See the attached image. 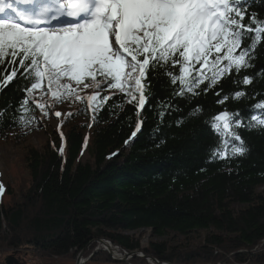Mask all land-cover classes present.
Instances as JSON below:
<instances>
[{
	"label": "trees",
	"instance_id": "16d2710c",
	"mask_svg": "<svg viewBox=\"0 0 264 264\" xmlns=\"http://www.w3.org/2000/svg\"><path fill=\"white\" fill-rule=\"evenodd\" d=\"M249 11L264 17V0H253ZM253 64L239 77H225L207 93L187 99L153 79L146 92L151 98L139 116L134 104L116 94L89 113L90 124L67 117L40 149H26L28 182L19 197L11 194L15 198L9 206L3 203L9 192L4 187L0 248L72 261L81 251L88 257L97 241L136 250L138 241L124 233L139 229L150 228L157 237L167 231L184 237L213 231L194 249L179 252L159 242L150 243L144 254L170 264H264V193L256 192L264 186V129H237L249 149L244 156L212 158L219 139L211 128L215 114L240 113L245 123L254 112L264 115L253 109L264 99V46ZM245 74L253 77L252 84L233 83ZM236 91L246 96L234 99ZM225 96L224 103H217ZM23 97L16 81L0 94V111L8 109L0 119V140L24 128L14 118ZM196 108L201 111L193 115ZM37 113H32L36 119ZM138 121L141 128L132 137ZM219 250L229 260L214 254ZM97 262L114 264L101 250L89 261Z\"/></svg>",
	"mask_w": 264,
	"mask_h": 264
},
{
	"label": "snow or ice",
	"instance_id": "6c2138e0",
	"mask_svg": "<svg viewBox=\"0 0 264 264\" xmlns=\"http://www.w3.org/2000/svg\"><path fill=\"white\" fill-rule=\"evenodd\" d=\"M252 2L0 0V94L16 81L24 97L14 118L28 128L36 122L35 110L59 119L62 113L55 108L67 102L95 113L116 94L134 104L139 116L151 98L146 92L153 79L180 98L207 93L225 77L254 67L264 46V17L249 11ZM233 83L247 86L253 77L245 74ZM245 96L236 91L233 98ZM253 109L264 113V99ZM7 111H0V119ZM244 120L228 111L212 117L219 137L213 159L227 161L249 151L237 129H264V115L254 112ZM58 151L63 154V143Z\"/></svg>",
	"mask_w": 264,
	"mask_h": 264
},
{
	"label": "rangeland",
	"instance_id": "374dc122",
	"mask_svg": "<svg viewBox=\"0 0 264 264\" xmlns=\"http://www.w3.org/2000/svg\"><path fill=\"white\" fill-rule=\"evenodd\" d=\"M83 106L81 104H68L62 103L57 105L55 110L61 111L62 115L59 119H57L54 115H50L49 117H41L39 110L37 113L36 122L31 126L32 129L22 128L20 130H15L11 133L15 134L14 137H10L8 140L2 141L0 140V185L3 188L6 186L9 191L8 194L3 197V203L5 206H9L13 202V198L19 197L17 195L21 190L25 189V186L28 182V173L24 163V156L26 153V149L28 147H33L36 149H40L46 140H49V137L54 132V129L60 130L61 126L64 124L65 120L69 116L75 117L77 120L76 123L81 124H90L91 116L90 112L83 110ZM79 110V111H78ZM71 113V115H68ZM88 113V116H87ZM28 130V131H27ZM22 134H27V136H21ZM88 158L86 157L85 160ZM256 192L264 193V186L258 187ZM15 193V197H11V194ZM236 210L247 208L245 205H233ZM208 233H213V231H197L190 232L187 236L178 235L175 232L167 231L165 235L162 237H157L152 234V230L150 228L139 229L133 232L124 233L127 236L132 237L134 240L138 241L139 248L133 251H123L116 246H113L110 243V246L113 249V254L110 256L108 254L107 248L96 243L97 247L93 250V252L87 257L83 251H81L74 260L62 259V258H54V257H46L42 256V253H35L34 251L19 249L16 251H12L9 248L2 246L0 248V264H76L80 260L79 264H107L103 262L97 263H89L90 259L94 256L95 252L101 250L108 254L109 259L114 264H143L135 262L134 259H139L144 262V264H156L154 261L156 259L152 257H148L144 254L145 249L148 250L150 243H159L165 242L169 247H178L179 252H185L188 249H194L202 245V242ZM91 243L89 244V246ZM91 248V247H90ZM186 249V250H185ZM222 257L229 260V256H225L223 251H216ZM42 254V255H40ZM176 257L177 254H175ZM146 257V258H145ZM117 260L118 262H115ZM133 260V261H132ZM154 260V261H153ZM158 263H167V262H159ZM231 262V260H230ZM170 264V263H169ZM197 264V263H192ZM217 264H226L224 262H218ZM234 264V263H230Z\"/></svg>",
	"mask_w": 264,
	"mask_h": 264
},
{
	"label": "water",
	"instance_id": "95a60500",
	"mask_svg": "<svg viewBox=\"0 0 264 264\" xmlns=\"http://www.w3.org/2000/svg\"><path fill=\"white\" fill-rule=\"evenodd\" d=\"M99 244H102V245H104L106 248H107V251H108V254L111 256L112 254H113V249H112V247L109 245V244H107V243H105L104 241H97ZM80 256L81 255H79V260H80ZM146 258V257H145ZM79 260L77 261V263L76 264H79ZM154 261V260H153ZM115 262H118L117 260H115ZM156 264H169V263H158L157 261H154ZM6 264H7V262H6Z\"/></svg>",
	"mask_w": 264,
	"mask_h": 264
},
{
	"label": "bare ground",
	"instance_id": "6f19581e",
	"mask_svg": "<svg viewBox=\"0 0 264 264\" xmlns=\"http://www.w3.org/2000/svg\"><path fill=\"white\" fill-rule=\"evenodd\" d=\"M105 243L109 244L108 242H105ZM109 245H110V244H109Z\"/></svg>",
	"mask_w": 264,
	"mask_h": 264
},
{
	"label": "built area",
	"instance_id": "2783aa9c",
	"mask_svg": "<svg viewBox=\"0 0 264 264\" xmlns=\"http://www.w3.org/2000/svg\"><path fill=\"white\" fill-rule=\"evenodd\" d=\"M117 248V247H116Z\"/></svg>",
	"mask_w": 264,
	"mask_h": 264
}]
</instances>
